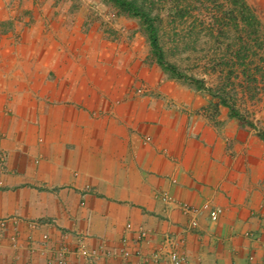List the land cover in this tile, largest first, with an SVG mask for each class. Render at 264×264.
I'll return each instance as SVG.
<instances>
[{
  "label": "crops",
  "instance_id": "obj_1",
  "mask_svg": "<svg viewBox=\"0 0 264 264\" xmlns=\"http://www.w3.org/2000/svg\"><path fill=\"white\" fill-rule=\"evenodd\" d=\"M77 63L33 74L42 88L0 89V264H57L62 246L66 264H144L165 237L188 264H246L259 189L240 184L243 165ZM213 208L223 211L215 224Z\"/></svg>",
  "mask_w": 264,
  "mask_h": 264
},
{
  "label": "rangeland",
  "instance_id": "obj_2",
  "mask_svg": "<svg viewBox=\"0 0 264 264\" xmlns=\"http://www.w3.org/2000/svg\"><path fill=\"white\" fill-rule=\"evenodd\" d=\"M136 1L145 18L117 0H0V89L42 88L33 74L76 72L81 59L103 89L165 108L193 139L243 165L241 185L259 189L243 237L246 264H264V0ZM149 23L181 77L157 61Z\"/></svg>",
  "mask_w": 264,
  "mask_h": 264
},
{
  "label": "built area",
  "instance_id": "obj_3",
  "mask_svg": "<svg viewBox=\"0 0 264 264\" xmlns=\"http://www.w3.org/2000/svg\"><path fill=\"white\" fill-rule=\"evenodd\" d=\"M4 160V156L0 153V163ZM183 211L195 215L196 211L193 208L183 207ZM223 211L220 208H213L208 212V219L210 223H217L219 217L222 215ZM6 220H0V236L3 230L6 227ZM190 226L192 228H196L198 226L197 220L194 218L190 221ZM29 227H33L32 224ZM78 253H81L83 256L87 258L94 259L95 255L94 252H88L81 247L77 249ZM122 258L127 261L129 258V253L127 251H122L121 253ZM68 257V250L65 247H60L58 249V257H57V264H66V260ZM150 263V264H188L187 255L179 245L170 237H165L156 251L152 254L149 260L143 259V263ZM124 264H127L125 262Z\"/></svg>",
  "mask_w": 264,
  "mask_h": 264
},
{
  "label": "trees",
  "instance_id": "obj_4",
  "mask_svg": "<svg viewBox=\"0 0 264 264\" xmlns=\"http://www.w3.org/2000/svg\"><path fill=\"white\" fill-rule=\"evenodd\" d=\"M117 1H119L118 6L121 9L127 10L128 12H130L134 16H139L141 18H145V16H146L145 11H144L143 7L138 4V1H136V0H131V1L117 0ZM238 1H240V0H238ZM241 7L243 9V12L245 11L247 14L248 8L244 4H241ZM244 22H245L246 26L250 25L249 22L247 21V19H244ZM148 33H149V38H150V42H151V50H152L153 54L155 55L159 64L165 66V68H167V70L175 71V69L165 61L163 50L158 43L156 31L153 29L151 23H149ZM177 76L181 77L182 75L180 73H177ZM215 96L220 97V95H218V94L217 95L215 94ZM221 105L229 108L231 114H233V116L235 118L240 119L239 115L235 114L234 111L232 110V108L228 106L227 101L221 99Z\"/></svg>",
  "mask_w": 264,
  "mask_h": 264
}]
</instances>
